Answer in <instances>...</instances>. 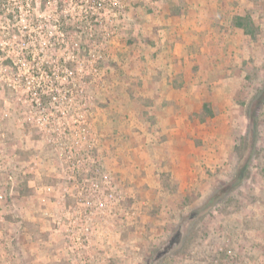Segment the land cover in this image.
Instances as JSON below:
<instances>
[{
	"label": "rangeland",
	"instance_id": "374dc122",
	"mask_svg": "<svg viewBox=\"0 0 264 264\" xmlns=\"http://www.w3.org/2000/svg\"><path fill=\"white\" fill-rule=\"evenodd\" d=\"M0 264H264V0H0Z\"/></svg>",
	"mask_w": 264,
	"mask_h": 264
},
{
	"label": "trees",
	"instance_id": "16d2710c",
	"mask_svg": "<svg viewBox=\"0 0 264 264\" xmlns=\"http://www.w3.org/2000/svg\"><path fill=\"white\" fill-rule=\"evenodd\" d=\"M232 24L234 27L241 29L245 34L251 35V36L253 35V26H252V22L249 20V17H235L232 21ZM203 108L207 109L208 107L205 105L203 106ZM248 134L251 135L252 141L255 140L256 138V125L255 124L249 128ZM242 173H243L242 169H239L237 171L236 183H234L231 187H233L235 184L237 185L239 181L242 180V178L244 177V174Z\"/></svg>",
	"mask_w": 264,
	"mask_h": 264
},
{
	"label": "water",
	"instance_id": "95a60500",
	"mask_svg": "<svg viewBox=\"0 0 264 264\" xmlns=\"http://www.w3.org/2000/svg\"><path fill=\"white\" fill-rule=\"evenodd\" d=\"M181 239V231L177 230L174 235L170 238L167 245L163 248V250L159 251L156 254L155 259H158L164 255H166L174 246H176Z\"/></svg>",
	"mask_w": 264,
	"mask_h": 264
},
{
	"label": "built area",
	"instance_id": "2783aa9c",
	"mask_svg": "<svg viewBox=\"0 0 264 264\" xmlns=\"http://www.w3.org/2000/svg\"><path fill=\"white\" fill-rule=\"evenodd\" d=\"M17 63L22 64V63H23V58H18ZM17 63H16V64H17ZM16 64H15V65H16ZM35 96H36V95H35ZM34 100H36V102H35L36 105H38V106H41V105H42V103L40 102V100H38V99H34ZM92 186H93V187H96V184H92ZM89 203H90V201H87V204H89ZM101 203H102V202H100L99 200L97 201V205H98L99 208L102 207V204H101ZM88 214H89V215H87L86 218H88L89 220L92 219L93 217L91 216V214H90V213H88Z\"/></svg>",
	"mask_w": 264,
	"mask_h": 264
},
{
	"label": "crops",
	"instance_id": "0c3cea01",
	"mask_svg": "<svg viewBox=\"0 0 264 264\" xmlns=\"http://www.w3.org/2000/svg\"><path fill=\"white\" fill-rule=\"evenodd\" d=\"M184 107V106H183ZM164 121V120H163ZM167 128V127H166ZM177 130H178V128H177ZM171 132V131H170ZM172 133V132H171Z\"/></svg>",
	"mask_w": 264,
	"mask_h": 264
}]
</instances>
